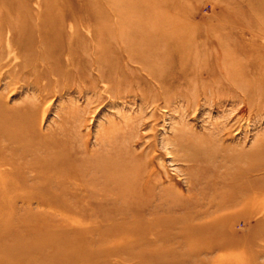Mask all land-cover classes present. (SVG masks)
Returning a JSON list of instances; mask_svg holds the SVG:
<instances>
[{
  "label": "rangeland",
  "instance_id": "1",
  "mask_svg": "<svg viewBox=\"0 0 264 264\" xmlns=\"http://www.w3.org/2000/svg\"><path fill=\"white\" fill-rule=\"evenodd\" d=\"M0 264H264V0H0Z\"/></svg>",
  "mask_w": 264,
  "mask_h": 264
},
{
  "label": "bare ground",
  "instance_id": "2",
  "mask_svg": "<svg viewBox=\"0 0 264 264\" xmlns=\"http://www.w3.org/2000/svg\"><path fill=\"white\" fill-rule=\"evenodd\" d=\"M132 171H133V173L124 172V173H122L120 175L119 178L122 179V180H125V185L124 184H119V185L115 184L117 190L122 193L123 198H124V202H127V204H129L130 202L134 201L133 199H136V197H137V195L139 193V191L136 188H134L135 184L132 183V182H136V181L139 182V183L141 182V180H140L141 177L140 176L138 177L137 170L133 169ZM133 176H135V177H133ZM129 183H131V184L129 185ZM124 207L125 206L121 207V210H123ZM43 221H44V219H43ZM147 226H148L147 228H153L154 227V226H151V225H147Z\"/></svg>",
  "mask_w": 264,
  "mask_h": 264
}]
</instances>
